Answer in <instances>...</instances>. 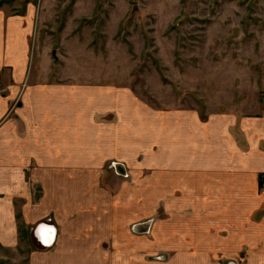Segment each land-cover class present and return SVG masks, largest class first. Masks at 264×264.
<instances>
[{
    "label": "crops",
    "instance_id": "obj_1",
    "mask_svg": "<svg viewBox=\"0 0 264 264\" xmlns=\"http://www.w3.org/2000/svg\"><path fill=\"white\" fill-rule=\"evenodd\" d=\"M1 5L0 264H264L259 98L155 112L39 48L29 82L20 43L48 18Z\"/></svg>",
    "mask_w": 264,
    "mask_h": 264
},
{
    "label": "rangeland",
    "instance_id": "obj_2",
    "mask_svg": "<svg viewBox=\"0 0 264 264\" xmlns=\"http://www.w3.org/2000/svg\"><path fill=\"white\" fill-rule=\"evenodd\" d=\"M27 3L48 18L41 38L14 40V49L29 43V82L42 69L38 52L49 63L54 52L56 74L91 88L129 86L155 112L190 106L204 114L213 101L223 111V101L243 98L264 107V0H4L1 7L23 13ZM156 220L157 212L148 224Z\"/></svg>",
    "mask_w": 264,
    "mask_h": 264
},
{
    "label": "trees",
    "instance_id": "obj_3",
    "mask_svg": "<svg viewBox=\"0 0 264 264\" xmlns=\"http://www.w3.org/2000/svg\"><path fill=\"white\" fill-rule=\"evenodd\" d=\"M3 1H4V0H0V5L2 4ZM263 177H264V176H263ZM263 179H264V178H261V180H260V183H259L260 186L263 185Z\"/></svg>",
    "mask_w": 264,
    "mask_h": 264
},
{
    "label": "water",
    "instance_id": "obj_4",
    "mask_svg": "<svg viewBox=\"0 0 264 264\" xmlns=\"http://www.w3.org/2000/svg\"><path fill=\"white\" fill-rule=\"evenodd\" d=\"M134 7V9L136 8V6H133ZM49 244V243H48Z\"/></svg>",
    "mask_w": 264,
    "mask_h": 264
}]
</instances>
